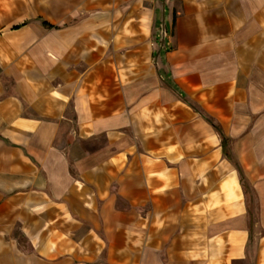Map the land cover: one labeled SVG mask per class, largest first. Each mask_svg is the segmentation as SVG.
<instances>
[{
    "label": "crops",
    "instance_id": "obj_1",
    "mask_svg": "<svg viewBox=\"0 0 264 264\" xmlns=\"http://www.w3.org/2000/svg\"><path fill=\"white\" fill-rule=\"evenodd\" d=\"M0 264H264V0H0Z\"/></svg>",
    "mask_w": 264,
    "mask_h": 264
},
{
    "label": "trees",
    "instance_id": "obj_2",
    "mask_svg": "<svg viewBox=\"0 0 264 264\" xmlns=\"http://www.w3.org/2000/svg\"><path fill=\"white\" fill-rule=\"evenodd\" d=\"M205 117H206V119L211 123V125L213 126V128H214L216 131H218V133L221 134V130L218 128V125H216V124L214 123L213 119L210 118V117H208V116H206V115H205Z\"/></svg>",
    "mask_w": 264,
    "mask_h": 264
},
{
    "label": "rangeland",
    "instance_id": "obj_3",
    "mask_svg": "<svg viewBox=\"0 0 264 264\" xmlns=\"http://www.w3.org/2000/svg\"><path fill=\"white\" fill-rule=\"evenodd\" d=\"M249 197H250V194L248 193V199H249ZM249 202H250L249 205H251V207H252L251 201H249Z\"/></svg>",
    "mask_w": 264,
    "mask_h": 264
}]
</instances>
